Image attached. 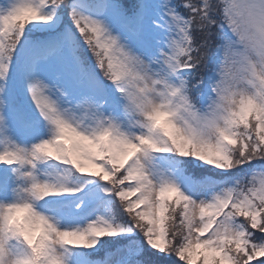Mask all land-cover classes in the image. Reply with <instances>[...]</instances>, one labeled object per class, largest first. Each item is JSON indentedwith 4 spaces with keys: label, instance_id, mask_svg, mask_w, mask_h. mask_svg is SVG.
Wrapping results in <instances>:
<instances>
[{
    "label": "snow or ice",
    "instance_id": "6c2138e0",
    "mask_svg": "<svg viewBox=\"0 0 264 264\" xmlns=\"http://www.w3.org/2000/svg\"><path fill=\"white\" fill-rule=\"evenodd\" d=\"M258 258L264 0H0V264Z\"/></svg>",
    "mask_w": 264,
    "mask_h": 264
},
{
    "label": "trees",
    "instance_id": "16d2710c",
    "mask_svg": "<svg viewBox=\"0 0 264 264\" xmlns=\"http://www.w3.org/2000/svg\"><path fill=\"white\" fill-rule=\"evenodd\" d=\"M103 255H104V253L101 252V253L99 254V257H97V258H100V257H102ZM258 259H264V258H258ZM252 264H255V261H253Z\"/></svg>",
    "mask_w": 264,
    "mask_h": 264
}]
</instances>
